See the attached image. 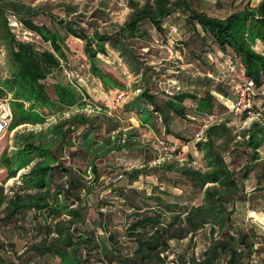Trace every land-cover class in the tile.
Masks as SVG:
<instances>
[{
	"label": "trees",
	"instance_id": "16d2710c",
	"mask_svg": "<svg viewBox=\"0 0 264 264\" xmlns=\"http://www.w3.org/2000/svg\"><path fill=\"white\" fill-rule=\"evenodd\" d=\"M193 1L130 0L129 18L112 40L97 33L76 35L70 25L64 27L68 36L63 37L54 27L36 20L40 12L35 7L21 0H0V53L8 68L0 80V100L8 99L12 113L8 133L21 126L39 127L16 132L13 150L0 153L5 181L17 178L7 190L0 185V236L12 232L16 238L30 237V243L18 253L13 241L0 240V264H42L41 260L43 264H120L122 238L137 245L134 259L140 263L167 264L171 241L192 242L204 230L208 245L191 264H261L264 236L253 224L237 225L233 216L237 204L264 191V109L256 110L260 121L239 129L233 116L243 121L245 115L228 113L222 119L217 114L227 112L224 102L231 101L223 83L210 84L203 77L201 95L166 94L158 87L163 81L155 73L146 77L143 71L144 87L117 113L91 102L88 105L98 111L87 115L83 112L86 94L77 83L55 82L52 96L44 84L53 73L65 75L66 38L72 36L84 42L89 73L102 89L126 92V85L101 69L97 56H106L107 45L111 46L137 72L139 63L127 42L150 38L146 25L161 33L168 32L164 28L169 24V30L178 31L173 22L182 21L192 33L184 46L193 58H208L210 47L215 46L218 56L213 55L220 64L238 68L239 83L251 81L256 89L263 87L264 0L221 18L197 10ZM12 19L35 36L33 42L15 36ZM194 39H199L204 50L191 49ZM258 45L262 52L255 50ZM202 74L214 71L207 69ZM123 114L136 119L139 127L122 131ZM216 115L221 122L206 125L207 118ZM185 121L200 122L202 128L194 143L198 168L191 166L192 158L184 164L160 162L157 149L150 142L143 143L138 133L147 130L186 143L183 131L175 129ZM125 153L141 158L138 167H125L121 159ZM251 176L257 186L248 194L245 183ZM149 178L157 182L150 184V195L144 189L127 188ZM117 179L125 184L106 188L107 181ZM158 183L181 193L168 195ZM198 197L200 202L194 204ZM94 220H99L105 241L95 240L87 231ZM9 254L15 256V263L8 260ZM132 260L127 259V264Z\"/></svg>",
	"mask_w": 264,
	"mask_h": 264
},
{
	"label": "rangeland",
	"instance_id": "374dc122",
	"mask_svg": "<svg viewBox=\"0 0 264 264\" xmlns=\"http://www.w3.org/2000/svg\"><path fill=\"white\" fill-rule=\"evenodd\" d=\"M27 5L35 7L40 15L36 19L38 22L44 23L49 27H54L64 37L67 35L65 30L66 25L76 32V35L85 34L92 36L97 33L104 36H110L112 40H115V33L118 29L128 20L131 13L129 6L130 0H21ZM135 3H142V0H133ZM261 0H194L193 6L202 12L214 17H222L227 13L233 12L243 8L245 5L250 7L256 6ZM218 5L220 7H218ZM177 26L178 31L169 30L170 25L165 26L168 32L165 30L161 33L156 32L149 26H144L147 29L150 38H138L132 41H128L129 47L132 49L134 57L138 61L140 70L133 73L131 66L126 58L114 48L107 45V55H98L97 58L101 62V69L113 77L120 83L126 85L128 91H109L105 92L102 89L100 82L93 78L89 73L88 60L83 53L84 42L78 38L72 36L66 38V45L68 47L66 65H64L68 77L62 74L53 73L45 82L46 90L50 96L53 95L52 86L55 82L63 84L68 81L77 83L78 87L84 90L86 94L87 106L83 112L87 115L96 114L98 109L88 105V103H99L106 107L109 112L117 113V111L125 103L134 98L144 87V78L141 73L147 72L149 77L155 73L158 79H161L159 83V89L166 94H172L175 92H197L202 94L203 87L205 85V79L207 77L210 80V84L223 83V87L227 90L229 100H234L235 97L230 91V87L238 83L239 70L234 68L232 72L228 71L225 64H220L213 54L218 52L215 46H211L212 54L207 58L206 55H201V60L198 61L193 58L190 50L186 48L185 43L188 42L192 33H190L184 26L182 21L173 22ZM68 36V35H67ZM181 41V42H180ZM194 43L191 45L192 50L203 49L204 47L199 39H194ZM207 44H210L208 38ZM43 49L48 46H42ZM257 52H262L261 46H255ZM218 56V53H217ZM214 62V63H213ZM64 63V62H63ZM207 69H213L214 74L203 75L202 71ZM8 68L4 61V54L0 53V80L4 78L8 73ZM154 75V74H153ZM241 77V76H240ZM199 79V81L197 80ZM198 82V84H197ZM178 88V91L176 90ZM126 93L127 96L119 99V94ZM258 97L255 100V111L257 109H264V99ZM218 99V98H217ZM219 101H222L219 97ZM230 101V102H231ZM189 106L190 102H186ZM225 105L231 103L225 101ZM217 111L222 119L227 117L228 111ZM264 111V110H263ZM75 112V111H73ZM216 115V116H218ZM122 131H126L132 127L138 128L135 123V119L129 115H120ZM240 121L239 117L233 116V124L238 126L239 129L245 128L248 122ZM200 122L191 121V123L183 122L178 123L175 127L177 131L182 130L184 139L188 142L182 143L171 138L166 140L163 135L155 136L147 130H139L140 139L143 143L150 142L153 148L157 149L156 152L162 161H178L180 164L191 162V166L198 168L197 166V153L194 148V143L199 140L202 128L199 126ZM130 126V127H129ZM39 127L21 126L14 131L7 133L0 140V153L7 149L9 152L13 150L14 134L23 130H38ZM103 135V132L100 133ZM173 141V144H171ZM262 157L264 152L261 151ZM192 158V159H191ZM118 159V158H117ZM121 159H124L125 167L130 170L134 167H138L137 164L141 161V158L135 154H122ZM118 160H115L117 163ZM154 165V163H152ZM174 177V176H170ZM5 171L0 169V185L3 184L5 190L13 185L17 178L5 181ZM167 180V178H166ZM107 181L106 188H113L122 186L125 181L118 179L115 182ZM155 185L157 182L151 178L146 181H142L144 186ZM166 186V184L164 185ZM246 193H251L256 189L254 177H250L249 181L245 183ZM164 191L176 194L179 189L172 188L170 185L163 187ZM171 195V194H170ZM236 209H239L237 218H243L246 215L249 216V223L257 226L258 232H261V228H264V191L251 195L248 198L247 205L245 203L237 204ZM30 237L16 238L14 233H5L0 236V240L13 241L15 251L21 252L29 243ZM8 260L11 263H15V256L13 254L7 255ZM40 263L43 264L41 260Z\"/></svg>",
	"mask_w": 264,
	"mask_h": 264
},
{
	"label": "crops",
	"instance_id": "0c3cea01",
	"mask_svg": "<svg viewBox=\"0 0 264 264\" xmlns=\"http://www.w3.org/2000/svg\"><path fill=\"white\" fill-rule=\"evenodd\" d=\"M260 46V45H258ZM136 121V119H135ZM137 124V126H139L138 122H135ZM118 180V179H117ZM116 180H113L112 182H115ZM155 185V183H154ZM163 184L158 183L159 189L164 191L163 187L166 186H161ZM127 188H135L138 190H142L144 189L147 195H150L151 190H152V186L148 185V186H144L142 184V182L136 183L134 186L132 187H127ZM165 193H167L168 195L173 194L170 193L169 191H165ZM181 191H178V193L176 194H180ZM200 202V197L197 198V200H195L194 204H198ZM247 205V202L245 203ZM239 209H237L236 213L233 216V220L234 222L239 225V226H246L249 225L251 223H249V216L246 215L243 218L239 217L237 218ZM120 229V228H118ZM261 236H264V228H261ZM87 231H90L92 234L91 236L95 238V240H97L98 238H101L103 241H105V238L102 236V231L99 228V220H94L91 221L90 225H88V229ZM207 230H204L203 232H201L196 239H193V241L191 242L188 239L182 240V241H171L169 243V251L167 254V261L169 263L167 264H191L190 260L193 257H198L199 255H201L202 252L205 251L207 245H208V241H207V237H206V233ZM120 245H121V254H119V258L122 259V261H120V264H127L126 260H132L133 263L132 264H142L139 262V260L136 258L134 259V253L137 249V245L135 243H133L132 241H130L127 238H122L120 240ZM263 243V242H262ZM257 246V244H256ZM261 246L264 247L263 244H261ZM261 257V264H264V251L260 254ZM144 264H147L146 262ZM223 264V263H222ZM247 264V263H245Z\"/></svg>",
	"mask_w": 264,
	"mask_h": 264
},
{
	"label": "built area",
	"instance_id": "2783aa9c",
	"mask_svg": "<svg viewBox=\"0 0 264 264\" xmlns=\"http://www.w3.org/2000/svg\"><path fill=\"white\" fill-rule=\"evenodd\" d=\"M10 27L15 36L25 42H33L35 36L25 30H22L20 25L14 20H10ZM229 72L233 71V68H228ZM68 77L67 72H65ZM178 91V88L176 89ZM230 91L233 93L235 99L230 106L226 105L228 113L235 116H244V122L249 127L251 123L258 122L261 119V114L255 111V100L258 97L264 99V86L260 89H256L255 85L251 81L238 82L236 85L230 87ZM127 94H119V99L124 100ZM219 97V96H217ZM221 98V97H220ZM68 114H65V117H68ZM12 113L9 106L8 99L0 100V140L7 135L8 127L11 123ZM221 122V118L217 116H209L206 120V125H212Z\"/></svg>",
	"mask_w": 264,
	"mask_h": 264
}]
</instances>
